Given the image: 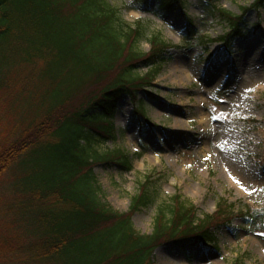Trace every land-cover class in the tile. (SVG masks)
<instances>
[{
    "label": "trees",
    "instance_id": "1",
    "mask_svg": "<svg viewBox=\"0 0 264 264\" xmlns=\"http://www.w3.org/2000/svg\"><path fill=\"white\" fill-rule=\"evenodd\" d=\"M152 1L161 13L183 7V0ZM150 2L138 6L148 12ZM205 2L228 24L215 39L226 52L244 34L246 13L264 5L254 0L235 15ZM143 33L108 0H0V184L10 180L0 195V264H151L164 242L209 248L212 225L232 214L257 224V210L244 205L233 213L234 204L220 201L215 213L197 219L194 206L175 194L157 206L151 233L142 234L131 217L152 200L147 178L126 212L98 196L94 165H132L120 151L99 153L97 141L114 136L122 97L143 114L137 94L148 93L166 50L175 47L156 32L142 52ZM139 63L149 72L140 75Z\"/></svg>",
    "mask_w": 264,
    "mask_h": 264
},
{
    "label": "rangeland",
    "instance_id": "2",
    "mask_svg": "<svg viewBox=\"0 0 264 264\" xmlns=\"http://www.w3.org/2000/svg\"><path fill=\"white\" fill-rule=\"evenodd\" d=\"M108 2L123 21L140 23L142 52L156 32L175 47L166 50L148 93L137 94L143 114L135 115L132 99L122 97L111 121L114 136L97 141L99 153L120 151L132 165L130 171L113 162L94 165L98 196L126 212L147 178L152 200L131 217L142 234L151 233L157 206L171 204L175 194L194 206L197 219L215 213L219 201L234 204L233 213L249 205L258 211L256 225L232 214L230 222L212 225L216 241L209 248L181 250L164 242L151 264H264V5L246 13L244 34L226 52L215 39L228 24L205 0H183L181 9L168 13L152 0L148 12L138 0ZM253 2L214 0L235 15ZM187 17L190 37L184 35ZM139 64L140 75L149 72ZM23 100L26 104L29 98ZM9 182L6 176L0 195Z\"/></svg>",
    "mask_w": 264,
    "mask_h": 264
},
{
    "label": "bare ground",
    "instance_id": "3",
    "mask_svg": "<svg viewBox=\"0 0 264 264\" xmlns=\"http://www.w3.org/2000/svg\"><path fill=\"white\" fill-rule=\"evenodd\" d=\"M184 78H185V77H183V76L181 77V80H183V82H184ZM179 122H180V121H179ZM185 123H186V122H185Z\"/></svg>",
    "mask_w": 264,
    "mask_h": 264
},
{
    "label": "snow or ice",
    "instance_id": "4",
    "mask_svg": "<svg viewBox=\"0 0 264 264\" xmlns=\"http://www.w3.org/2000/svg\"><path fill=\"white\" fill-rule=\"evenodd\" d=\"M238 182V181H237Z\"/></svg>",
    "mask_w": 264,
    "mask_h": 264
}]
</instances>
